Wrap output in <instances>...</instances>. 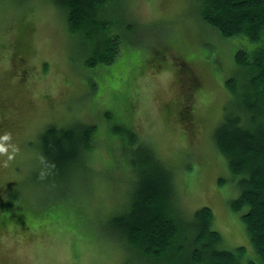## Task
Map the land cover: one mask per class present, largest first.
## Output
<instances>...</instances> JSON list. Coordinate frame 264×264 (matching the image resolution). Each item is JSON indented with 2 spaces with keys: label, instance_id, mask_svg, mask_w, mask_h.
<instances>
[{
  "label": "rangeland",
  "instance_id": "rangeland-1",
  "mask_svg": "<svg viewBox=\"0 0 264 264\" xmlns=\"http://www.w3.org/2000/svg\"><path fill=\"white\" fill-rule=\"evenodd\" d=\"M201 2L110 0L119 54L91 67L59 0H0V134L17 147L11 159L0 154V264H133L119 225L150 156L171 175L181 224L209 206L219 247L242 246L240 260H256L230 205L238 176L213 140L233 106L227 78L240 85L233 53L244 40L203 22ZM49 124L93 125L95 144L78 150L76 170L46 169Z\"/></svg>",
  "mask_w": 264,
  "mask_h": 264
},
{
  "label": "trees",
  "instance_id": "trees-1",
  "mask_svg": "<svg viewBox=\"0 0 264 264\" xmlns=\"http://www.w3.org/2000/svg\"><path fill=\"white\" fill-rule=\"evenodd\" d=\"M109 1L59 0L67 28L83 39L85 63L91 67L111 64L119 54L118 35H108ZM199 12L221 37L244 40L233 53L240 85L227 78L233 106L214 129L213 140L231 174L238 176L242 191L230 205L240 212L256 260L242 262V246L235 251L219 247L221 235L211 226L209 206L196 209L188 226L181 224L173 211L171 175L150 156L142 163L153 170L144 174L131 213L119 225L123 247L136 254L133 264H264V0H202ZM92 132L90 124L70 128L49 124L40 135L46 169L56 174L73 166L76 170L82 154L78 150L95 144ZM127 133L130 139L134 136Z\"/></svg>",
  "mask_w": 264,
  "mask_h": 264
},
{
  "label": "clouds",
  "instance_id": "clouds-1",
  "mask_svg": "<svg viewBox=\"0 0 264 264\" xmlns=\"http://www.w3.org/2000/svg\"><path fill=\"white\" fill-rule=\"evenodd\" d=\"M11 141V132L5 131L0 134V154H6L8 159H11L17 151L16 145Z\"/></svg>",
  "mask_w": 264,
  "mask_h": 264
}]
</instances>
